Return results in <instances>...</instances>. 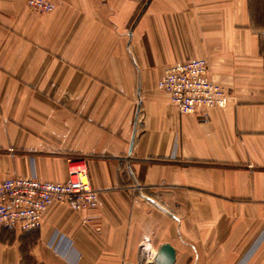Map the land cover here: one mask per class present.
<instances>
[{
	"label": "crops",
	"instance_id": "0c3cea01",
	"mask_svg": "<svg viewBox=\"0 0 264 264\" xmlns=\"http://www.w3.org/2000/svg\"><path fill=\"white\" fill-rule=\"evenodd\" d=\"M55 2L0 0V182L81 158L99 202L0 229V264H264V0ZM193 58L230 94L207 120L157 87Z\"/></svg>",
	"mask_w": 264,
	"mask_h": 264
},
{
	"label": "built area",
	"instance_id": "2783aa9c",
	"mask_svg": "<svg viewBox=\"0 0 264 264\" xmlns=\"http://www.w3.org/2000/svg\"><path fill=\"white\" fill-rule=\"evenodd\" d=\"M25 2L29 8L41 13L52 12L56 7L55 0ZM157 87L168 96L180 114L198 115L202 120L209 118L211 110L225 108L230 98L225 88L211 79L209 61L203 58L168 66ZM30 159V175L12 176L0 182V229L21 234L39 230L45 212L56 202L68 204L76 211L98 206V192L90 184L84 159L67 160L68 180L65 182L40 178L35 172L33 157ZM56 233L49 244L54 242ZM121 264H144V260H123Z\"/></svg>",
	"mask_w": 264,
	"mask_h": 264
},
{
	"label": "water",
	"instance_id": "95a60500",
	"mask_svg": "<svg viewBox=\"0 0 264 264\" xmlns=\"http://www.w3.org/2000/svg\"><path fill=\"white\" fill-rule=\"evenodd\" d=\"M140 247L147 251L146 239L140 244ZM155 264H173L175 261V250L170 244H163L158 249L153 259Z\"/></svg>",
	"mask_w": 264,
	"mask_h": 264
},
{
	"label": "rangeland",
	"instance_id": "374dc122",
	"mask_svg": "<svg viewBox=\"0 0 264 264\" xmlns=\"http://www.w3.org/2000/svg\"><path fill=\"white\" fill-rule=\"evenodd\" d=\"M209 64H210V63H209ZM10 232H12L13 234H18V235H20V236L24 235V234H21V233H15L14 231H10ZM25 256H26V254H25ZM25 259H26V257H25Z\"/></svg>",
	"mask_w": 264,
	"mask_h": 264
}]
</instances>
